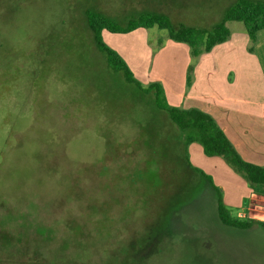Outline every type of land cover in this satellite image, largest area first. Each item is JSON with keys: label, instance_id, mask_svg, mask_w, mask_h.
Listing matches in <instances>:
<instances>
[{"label": "rangeland", "instance_id": "374dc122", "mask_svg": "<svg viewBox=\"0 0 264 264\" xmlns=\"http://www.w3.org/2000/svg\"><path fill=\"white\" fill-rule=\"evenodd\" d=\"M239 1L0 0V264H264V224L222 222L215 156L194 152L154 81L110 63L87 18L211 30ZM226 25L249 50L244 22ZM168 34L149 29L154 51ZM263 201L224 204L264 222Z\"/></svg>", "mask_w": 264, "mask_h": 264}, {"label": "crops", "instance_id": "0c3cea01", "mask_svg": "<svg viewBox=\"0 0 264 264\" xmlns=\"http://www.w3.org/2000/svg\"><path fill=\"white\" fill-rule=\"evenodd\" d=\"M149 29L139 27L126 33L110 31L109 39L118 41L116 36L121 34L127 40L107 44L124 58L135 76L159 82L171 106L198 108L211 114L245 160L264 165V28L258 31L253 50H248L249 42L244 37L229 39L195 60L187 43L170 38L154 51ZM192 63V82L187 86ZM193 143L190 144L194 152L200 156V149ZM213 158H216L215 169L220 177L214 184L222 189L223 202L247 203L241 209H251L248 205L264 194L237 182L235 179L244 181L229 173L224 159ZM224 177L235 180L243 192L237 202L233 201V194L227 192ZM238 214L241 215V210Z\"/></svg>", "mask_w": 264, "mask_h": 264}, {"label": "trees", "instance_id": "16d2710c", "mask_svg": "<svg viewBox=\"0 0 264 264\" xmlns=\"http://www.w3.org/2000/svg\"><path fill=\"white\" fill-rule=\"evenodd\" d=\"M87 18L96 44L102 51L106 52L110 63L122 68L129 79L136 81L124 58L104 42L102 38L104 29L120 33L130 32L139 27L152 28L158 26L160 29H167L170 39L187 43L190 46L191 56L195 60L201 54L211 51L216 45L229 40L231 31L226 22L231 20L244 22L252 45L250 50H253L258 31L264 28V3L240 0L228 9L224 20L211 30H203L183 24L177 27L171 23L167 16L151 13L130 20L124 26L117 25L101 13L88 12ZM193 68L194 63L190 65L188 70L187 86L191 85ZM150 86L155 89L158 96L161 94L164 96L163 87L159 82L154 81L150 83ZM163 106L168 110L171 120L177 127L187 132V143L198 141L206 155L222 157L230 166L243 174L254 191L264 194V165L245 160L211 114L198 108L183 109L171 106L166 102ZM207 178L217 192L218 213L223 223L240 228L251 227L255 222L264 224V222L256 219H241L232 216L223 202L221 190L209 177Z\"/></svg>", "mask_w": 264, "mask_h": 264}, {"label": "built area", "instance_id": "2783aa9c", "mask_svg": "<svg viewBox=\"0 0 264 264\" xmlns=\"http://www.w3.org/2000/svg\"><path fill=\"white\" fill-rule=\"evenodd\" d=\"M263 198H264V195H263ZM264 202V201H263Z\"/></svg>", "mask_w": 264, "mask_h": 264}]
</instances>
